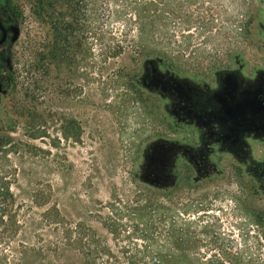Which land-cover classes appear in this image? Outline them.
<instances>
[{
    "label": "rangeland",
    "instance_id": "374dc122",
    "mask_svg": "<svg viewBox=\"0 0 264 264\" xmlns=\"http://www.w3.org/2000/svg\"><path fill=\"white\" fill-rule=\"evenodd\" d=\"M62 2L47 12L37 0H0V37L2 29H19L0 46V264H88L77 230L91 248L107 245L121 256L101 222L113 196L156 193L170 237L178 228L204 236L201 226L216 219L226 232L264 210L262 161L217 146L205 161L195 158L201 171L176 154L173 184L144 179L153 144L191 147L199 137L191 121H180L172 91L146 83L152 69L205 96L224 73L244 83L264 75V0H152L150 12L163 15L158 42L172 53L152 63L133 49L114 58L99 44L83 50V29L72 44L63 42L53 27L65 14ZM249 145L252 157L264 156L261 138ZM52 208L64 227L46 225Z\"/></svg>",
    "mask_w": 264,
    "mask_h": 264
},
{
    "label": "trees",
    "instance_id": "16d2710c",
    "mask_svg": "<svg viewBox=\"0 0 264 264\" xmlns=\"http://www.w3.org/2000/svg\"><path fill=\"white\" fill-rule=\"evenodd\" d=\"M151 1L63 0L65 14L55 20L53 27L63 42L71 44L83 29V50L99 44L106 49L107 58L133 49L151 62L166 61L172 53L161 43L158 25L163 15L158 10L150 12ZM156 2L162 4V0ZM57 3L58 0H37L39 8L47 12ZM62 54L68 56L64 51ZM156 195L141 192L128 200L113 196L106 203L110 212L101 216V222L112 234L122 257L107 245L91 248L89 239L77 230L83 239L81 252L87 263L114 264L125 258L128 264H264V210L252 213L251 219L232 225L226 232L216 219L201 226L204 236L189 228H183L186 232L178 228V235L170 237L164 233L167 208ZM43 217L46 225H62L56 208L47 209ZM194 223L191 220L186 224ZM202 247L210 252L200 250Z\"/></svg>",
    "mask_w": 264,
    "mask_h": 264
},
{
    "label": "flooded vegetation",
    "instance_id": "af4514ba",
    "mask_svg": "<svg viewBox=\"0 0 264 264\" xmlns=\"http://www.w3.org/2000/svg\"><path fill=\"white\" fill-rule=\"evenodd\" d=\"M11 30L9 27L2 29L0 40H4L0 46L8 43ZM225 75L219 76L215 88L205 96L195 87L160 75L152 69L146 83L172 91V96L180 101V121H191L199 137L196 142H191V147L169 141L153 144L148 150V161L144 167L147 181L159 186L173 184L172 175L175 171L172 169V160L176 154H185L196 167L199 164L196 157H203L205 161L217 148L219 153L233 155L250 163L255 159L261 160L257 172L264 176V156L252 157L249 145L250 140L258 137L264 141V75L249 83H244L235 73L229 79ZM205 136L213 137L215 142L206 143ZM151 159L155 161L150 163ZM197 167L196 170L201 171L200 166ZM204 170L200 173L208 172V169Z\"/></svg>",
    "mask_w": 264,
    "mask_h": 264
},
{
    "label": "water",
    "instance_id": "95a60500",
    "mask_svg": "<svg viewBox=\"0 0 264 264\" xmlns=\"http://www.w3.org/2000/svg\"><path fill=\"white\" fill-rule=\"evenodd\" d=\"M12 29H13V32H14V35H13V37H12V41H15V40L18 38V36H19V29H18L17 27H15V26H13ZM3 40H4V39H1V40H0V43H2ZM151 63H152V62H151ZM225 76H226V77H225L226 79H229V78L232 76V73H226ZM154 161H155V159H151L150 163H152V162H154ZM144 179L147 180V177H144Z\"/></svg>",
    "mask_w": 264,
    "mask_h": 264
}]
</instances>
